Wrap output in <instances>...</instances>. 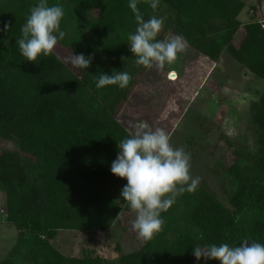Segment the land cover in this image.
Here are the masks:
<instances>
[{
	"label": "trees",
	"instance_id": "obj_1",
	"mask_svg": "<svg viewBox=\"0 0 264 264\" xmlns=\"http://www.w3.org/2000/svg\"><path fill=\"white\" fill-rule=\"evenodd\" d=\"M38 0H0V204L17 239L0 264H217L197 261L193 248L205 244L238 245L245 237L264 243V89L252 91L248 117L254 150L223 137L227 147L224 178L230 190L221 200L203 182L162 213L163 230L139 250L109 261L84 251L67 256L51 242L58 232L108 231L122 213L110 172L117 144L129 132L119 115L135 86L150 70L135 65L127 35L137 27L128 0H48L65 15L58 44L69 53L92 56L76 75L53 52L34 63L15 44ZM262 6L264 0H258ZM244 0H161L153 11L146 0L138 8L147 20L165 17L157 39L181 34L189 52L213 64L227 54L243 74L264 81V23L249 14ZM8 30L4 31V26ZM242 37L237 42L239 34ZM127 71L125 89H97L101 73ZM175 81L177 78H170ZM128 210H130L128 208ZM131 211V210H130Z\"/></svg>",
	"mask_w": 264,
	"mask_h": 264
},
{
	"label": "rangeland",
	"instance_id": "obj_2",
	"mask_svg": "<svg viewBox=\"0 0 264 264\" xmlns=\"http://www.w3.org/2000/svg\"><path fill=\"white\" fill-rule=\"evenodd\" d=\"M244 2L247 6L251 0ZM246 11H242L239 20H248ZM262 13L264 15V9ZM241 37L240 33L237 42ZM53 53L79 75L80 70L70 63L71 53L58 45ZM169 77L177 80L170 81ZM262 89L264 81L245 76L241 66L227 54L213 69V64L186 50L173 64L153 67L143 76L118 119L129 132L140 121H146L153 130L163 129L173 147H182L191 155V175L199 177L221 200H225L230 186L223 174L227 162L223 137L238 140L254 150V131L248 108L254 100L252 91ZM4 148L14 149L15 145L0 142V150ZM125 183L122 180L116 187V202L122 213L108 231L94 234L60 231L51 244L67 256L80 257L84 251H89L109 261L117 258V246L123 253L139 250L143 241L137 238L130 223L135 214L120 199ZM16 239L15 227L4 221L0 214V261Z\"/></svg>",
	"mask_w": 264,
	"mask_h": 264
},
{
	"label": "clouds",
	"instance_id": "obj_3",
	"mask_svg": "<svg viewBox=\"0 0 264 264\" xmlns=\"http://www.w3.org/2000/svg\"><path fill=\"white\" fill-rule=\"evenodd\" d=\"M140 0H128L137 25L134 33L127 35L129 51L135 65L144 69L163 68L173 64L179 54L188 48V41L181 34L167 39H157L164 28L165 17L153 15L147 20L138 8ZM155 11L161 0H146ZM65 15L59 3L49 6L48 0H38L29 11L16 40L20 55L28 62L50 55L63 40L61 21ZM4 31L8 26H4ZM93 57L83 53L74 55L70 63L84 73ZM132 76L127 71L101 73L96 88L114 86L125 89ZM117 155L111 163V174L126 181L120 199L135 214L130 222L132 231L142 241H149L163 230L162 213L167 212L179 196L195 193L200 178L191 175V155L182 147H173L169 135L161 128L153 130L146 121L133 125V131L117 144ZM197 261H216L218 264H264V243L245 237L238 245L228 243L205 244L193 248Z\"/></svg>",
	"mask_w": 264,
	"mask_h": 264
},
{
	"label": "crops",
	"instance_id": "obj_4",
	"mask_svg": "<svg viewBox=\"0 0 264 264\" xmlns=\"http://www.w3.org/2000/svg\"><path fill=\"white\" fill-rule=\"evenodd\" d=\"M248 6H255V9L254 10H250L249 11V14H251V15H254L255 16V18H256V20L259 22V23H264V15H262L263 13H262V9H264V2H263V5L262 6H260L259 5V2H258V0H256V2L254 3V1L253 0H251V2H250V5H247L246 7H245V9H247V7ZM244 9V10H245ZM247 11H248V9H247ZM247 11H246V14H247ZM242 13V12H241ZM240 16V15H239ZM238 19H239V17H238ZM248 20H249V16H248ZM248 20H246V21H241L242 23H246V22H248ZM1 202V201H0ZM0 214H2V216H3V219H4V221H5V217H4V215H3V209H2V207H1V204H0ZM8 253V252H7Z\"/></svg>",
	"mask_w": 264,
	"mask_h": 264
}]
</instances>
